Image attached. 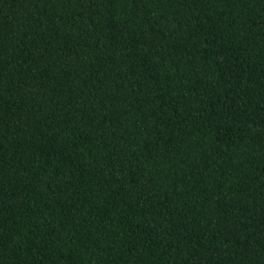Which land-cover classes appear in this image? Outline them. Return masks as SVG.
Wrapping results in <instances>:
<instances>
[{
	"label": "trees",
	"instance_id": "16d2710c",
	"mask_svg": "<svg viewBox=\"0 0 264 264\" xmlns=\"http://www.w3.org/2000/svg\"><path fill=\"white\" fill-rule=\"evenodd\" d=\"M0 264H264V0H0Z\"/></svg>",
	"mask_w": 264,
	"mask_h": 264
}]
</instances>
